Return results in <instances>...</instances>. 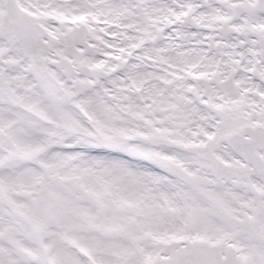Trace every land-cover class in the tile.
<instances>
[{"label":"snow or ice","instance_id":"6c2138e0","mask_svg":"<svg viewBox=\"0 0 264 264\" xmlns=\"http://www.w3.org/2000/svg\"><path fill=\"white\" fill-rule=\"evenodd\" d=\"M0 264H264V0H0Z\"/></svg>","mask_w":264,"mask_h":264}]
</instances>
